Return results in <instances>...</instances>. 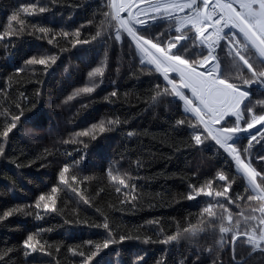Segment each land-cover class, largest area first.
<instances>
[{
	"label": "trees",
	"instance_id": "16d2710c",
	"mask_svg": "<svg viewBox=\"0 0 264 264\" xmlns=\"http://www.w3.org/2000/svg\"><path fill=\"white\" fill-rule=\"evenodd\" d=\"M29 5L28 13L20 11ZM111 12L109 0H0V217L13 212L0 219V264H85L89 256L91 264H264V245L253 250L246 236L233 244L227 233L223 247L218 243L221 223L234 227L235 219L241 221V232L255 226L258 235L264 201L248 200L257 194L236 161L207 137L183 101L164 94L170 86L154 66L142 63L131 38L125 32L119 42L111 38L118 27ZM14 13L15 22L9 19ZM139 34L148 39L164 34L167 41L178 33L168 21L157 20ZM185 46L192 61L207 55L206 48ZM228 48L221 40L214 53L224 78L250 92L245 104L253 114H264V104L257 103L264 101V88L243 85L252 74L238 58L233 61ZM247 55L257 72L264 71L255 50ZM32 58L48 62L26 63ZM97 68L102 75L89 77ZM170 77L179 80L176 74ZM88 87L94 91H82ZM251 115L244 112L241 127ZM16 116L17 127L4 137ZM234 125L235 117H228L219 126ZM85 131L88 135H81ZM197 131L203 144L193 139ZM252 135L258 142L249 146ZM262 137L264 127L236 138L238 149H248L240 152L241 159L251 161L257 172H264ZM74 161L81 162L73 166ZM65 164L67 185L60 182ZM221 173L228 177L234 203L203 194L187 198L190 186L223 191ZM41 195L45 200L37 208ZM217 201L233 216L232 224L220 219ZM44 204H54L56 211H46ZM209 204L216 217L203 212ZM252 216L256 219L245 223ZM29 235L35 252L24 247ZM111 240L115 243L103 248Z\"/></svg>",
	"mask_w": 264,
	"mask_h": 264
},
{
	"label": "snow or ice",
	"instance_id": "6c2138e0",
	"mask_svg": "<svg viewBox=\"0 0 264 264\" xmlns=\"http://www.w3.org/2000/svg\"><path fill=\"white\" fill-rule=\"evenodd\" d=\"M112 12L110 13L113 20L116 21L118 27L115 29L114 38L116 41H121V32H125L128 37L131 38L135 44L136 49L142 56V63L147 62L148 65L154 66L155 70L163 74V78L167 81L169 88L163 90L164 94H169L174 98H179L183 101L185 111L194 114L195 118L199 121V125H202L207 137H210L219 147L232 159H234L238 166H241L239 170L242 172L247 180L250 190L257 195L248 196V200H261L264 201V185L258 183V178L264 181V172H257V170L251 166V161L245 163L241 159L240 152H247L248 149L243 150L236 147V138L241 133H247L249 130L255 128L257 125L264 127V114H253V108L245 104V101L249 100L250 92L242 90V87L237 83L230 82L229 79L224 78L221 70L219 58L214 54L216 48L219 46L221 40L227 41L229 45L228 54L232 56L235 62L238 58L242 62L243 66L252 74L253 79H242L243 85L251 86L253 83L259 84L264 88V71L257 72L253 63L250 62L248 53L250 50H255V54L260 63L264 64V0H231V2H224V0H109ZM234 3L239 6L234 7ZM143 5V7H140ZM32 5L21 6L20 11L28 13V10ZM136 7V13L133 14L131 9ZM187 9L188 13L180 15ZM47 9L39 8V12H44ZM127 12V16H122L121 13ZM34 14V13H33ZM109 15V14H106ZM143 16L144 18H140ZM10 21H17V14H13ZM157 20H165L174 26V30L178 33L176 36H169L167 41H164V34L148 39L144 35L139 34V29L147 28L150 23H154ZM238 28L239 33L244 37V43L238 40L237 33H226L225 29ZM43 31V30H42ZM192 31L193 35H188V32ZM101 33H97V37H100ZM194 37V38H193ZM4 37L0 35V39ZM191 42L194 47H203L207 49V55H202L198 61H192L186 58L189 52L188 47L185 45ZM77 44L81 41L77 40ZM87 44L89 41H83ZM166 46H162L165 45ZM179 46V47H178ZM176 49V52H173ZM181 50L184 54H180ZM48 61L45 59L32 58L26 63L45 65ZM51 62L55 63V58H51ZM199 67H204V71H199ZM19 72L20 69H17ZM169 73H176L179 76V80L169 78ZM89 77L94 75H102L99 68L90 72ZM158 87V86H157ZM184 90L191 91V97L185 95ZM86 93H91L94 88L88 87L82 90ZM116 95L115 92L112 93ZM72 99V97H69ZM155 99V98H154ZM194 100L196 103H194ZM257 103L264 104V101H258ZM244 106L242 109L241 106ZM19 107V106H17ZM251 115V119L245 120V126L241 127V120L244 119V112ZM23 115V113H21ZM228 117H235V125L232 127H224L221 125L222 121L226 122ZM20 120V116L13 118L11 126L3 133L4 137H7L12 129L17 127V122ZM109 125L112 123H118V121H108ZM178 123L183 124L184 121ZM194 129L197 125H191ZM96 127L95 125L93 126ZM105 129L103 123L100 125V131ZM81 135H88L85 131ZM131 135V134H130ZM202 133L197 131L193 136V139L197 145L203 144L204 140L201 138ZM264 139V137H262ZM254 141H257L256 136L252 135L249 138V146ZM258 142V141H257ZM87 146H85L86 148ZM3 153V149L0 148V154ZM84 157H81V161ZM260 160H264V157H259ZM81 161H74L73 166L79 164ZM69 171V165L65 164L60 172V182L67 185L68 180L65 179L66 173ZM76 177H72L75 180ZM113 180H119L120 184H124L125 181L117 176H112ZM220 181L225 182L223 191H217L213 193L211 190L205 191L204 188H198L196 186H190L193 191H190L188 199H196L201 194L207 197H223L229 204L234 203L228 196L230 191V184L228 183V177L222 173L218 175ZM211 186L209 185V188ZM248 189H246L247 191ZM57 191L54 187L53 192ZM119 191V189H117ZM240 199V198H238ZM45 200V196L41 195L39 201L35 207L40 208V202ZM222 214L220 219L223 221L225 218L229 224L233 223V216L228 209L217 201ZM46 211L50 210L55 212L56 208L53 205L44 204ZM214 205L209 204L203 209V212L210 217H216L217 213L213 210ZM261 216L264 217V205L259 209ZM255 211V210H253ZM224 213H227L226 217ZM13 215V212H7L0 219L7 218ZM243 215V213H241ZM37 219H41L38 215ZM256 217H245V223L248 220H255ZM240 219H235L234 227H225L223 223L219 228V232L222 234L219 245L223 247L224 234L232 233L231 241L233 244L244 236L247 237L246 243L253 247V250L261 249L264 245V219L259 220V234L257 235L256 227L253 226L250 230L241 232ZM108 227L107 224L104 225ZM192 234L195 235L196 229H192ZM125 237L121 236L123 240ZM175 240L176 237L170 238ZM33 240V236L29 235L23 242L25 249H31V251H37L36 245L30 243ZM149 242V241H146ZM36 243H39L38 241ZM110 243H115L114 240L105 241L103 248H108ZM168 243V241H165ZM91 244V241H89ZM73 254H78L81 257L85 256L83 251L76 252L72 250ZM92 257H87L85 264H91ZM235 259V254L233 255ZM139 264V261L137 262Z\"/></svg>",
	"mask_w": 264,
	"mask_h": 264
},
{
	"label": "rangeland",
	"instance_id": "374dc122",
	"mask_svg": "<svg viewBox=\"0 0 264 264\" xmlns=\"http://www.w3.org/2000/svg\"><path fill=\"white\" fill-rule=\"evenodd\" d=\"M118 2H119V0H118ZM230 2H231V0H230ZM234 7H236V6H238V5H236L235 3H234V5H233ZM140 7H143V5H141ZM237 10H239V6H238V8H237ZM131 11L133 12V14H134V9L132 8L131 9ZM121 15L122 16H127L128 15V13L127 12H124V13H121ZM140 18H144L143 16L142 17H140ZM234 30H236L235 28H233ZM237 31V30H236ZM242 35V34H241ZM242 37H243V35H242ZM142 57V56H141ZM143 59V58H142ZM199 68H201V67H199ZM204 71V70H203ZM162 74V73H161ZM171 74H176V73H169V78L171 79ZM163 75V74H162ZM177 76H178V74H176ZM179 77V76H178ZM190 91V90H189ZM190 93H191V91H190ZM184 104V103H183ZM185 107V106H184ZM217 127H219V125H217ZM261 128H263L261 125H257L255 128H253V129H251V130H249V132H247V134H253L254 133V131H256V130H258V129H261ZM245 163H248V162H245ZM237 164V163H236ZM241 166H238V168H240Z\"/></svg>",
	"mask_w": 264,
	"mask_h": 264
},
{
	"label": "built area",
	"instance_id": "2783aa9c",
	"mask_svg": "<svg viewBox=\"0 0 264 264\" xmlns=\"http://www.w3.org/2000/svg\"><path fill=\"white\" fill-rule=\"evenodd\" d=\"M213 2H214V0H213ZM224 2H226L225 0H224ZM197 3L199 4V0H197ZM133 9H134V14L136 13V7H133ZM188 13V10L187 9H185L184 10V12L183 13H179L180 15H185V14H187ZM238 40H240V38L237 36L236 37ZM241 41V40H240ZM241 43H243L242 41H241ZM219 45H220V43H219ZM219 47V46H218ZM218 47L216 48V50L218 49ZM215 50V51H216Z\"/></svg>",
	"mask_w": 264,
	"mask_h": 264
},
{
	"label": "crops",
	"instance_id": "0c3cea01",
	"mask_svg": "<svg viewBox=\"0 0 264 264\" xmlns=\"http://www.w3.org/2000/svg\"><path fill=\"white\" fill-rule=\"evenodd\" d=\"M228 1H230V0H228ZM237 8H238V6H236ZM237 31L239 30L238 28H235Z\"/></svg>",
	"mask_w": 264,
	"mask_h": 264
}]
</instances>
